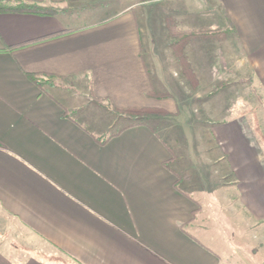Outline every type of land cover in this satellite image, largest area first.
I'll return each mask as SVG.
<instances>
[{"label": "crops", "instance_id": "1", "mask_svg": "<svg viewBox=\"0 0 264 264\" xmlns=\"http://www.w3.org/2000/svg\"><path fill=\"white\" fill-rule=\"evenodd\" d=\"M21 1L43 9L0 11V264H264V154L238 117L264 115V0ZM173 25L216 32L182 47L226 148L203 166L162 113L112 110L187 99Z\"/></svg>", "mask_w": 264, "mask_h": 264}, {"label": "rangeland", "instance_id": "2", "mask_svg": "<svg viewBox=\"0 0 264 264\" xmlns=\"http://www.w3.org/2000/svg\"><path fill=\"white\" fill-rule=\"evenodd\" d=\"M59 0H45V2H58ZM57 4V3H55ZM60 5V4H59ZM197 86L198 83L193 86L190 84V94L185 99L184 101H180V104L175 107V112L171 114H163L164 117H162L164 120H166L167 123L171 124L169 127V132L176 134L178 136V139L181 141L183 140V145H179V149H186V145L190 148L191 152L190 154L194 156V158L200 162L202 165V160H212L214 155H217L219 151H222L221 153H225L226 148L222 147L219 149V147L216 145V142L214 141V134L213 131L210 130L209 124L211 125L214 119V116L212 114H203V107L206 102V107L208 108L207 110L210 111L212 110L210 103H213V101L210 99H203L197 97ZM211 96V95H210ZM177 102V100L175 99ZM227 102V101H226ZM247 104H250L248 102ZM245 102V98L242 99V102L239 104V112L240 110L244 113L245 111V106L247 105ZM211 108V109H210ZM243 113L238 114L239 118H243L242 121H245V119L249 122H254L255 128L253 133L255 134V138L259 144V150L263 152L264 154V115L260 113H254V115H243ZM161 118V117H160ZM159 119L160 122H163ZM148 123L154 125L153 120H148ZM207 124V125H206ZM174 126V127H173ZM204 126H206L207 129H204ZM184 138V139H183ZM182 143V141H181ZM185 152V151H184ZM181 151H175V155H177L180 159L181 156ZM177 157V158H178ZM181 160V159H180ZM218 165V164H216ZM220 165V164H219ZM203 166V165H202ZM228 182V179L222 181ZM224 186V185H223ZM223 196H225L223 194ZM209 200V199H208ZM208 200L207 202L203 203V206L205 207L206 205L208 206ZM210 202V200H209ZM225 202V201H224ZM212 204V203H211ZM218 203H214V206L217 205ZM225 205V203H223ZM221 207V212L220 210L215 208L214 206L210 205L211 210L209 208L205 207V214L207 215V218L209 220H214L217 222H221L224 226H229L230 217H229V211L227 213L222 211V208L225 206ZM231 210H234L233 207H231ZM236 213V216L233 214L232 217L237 218L238 220L241 219V212L240 208H237V210H234ZM241 236V233L239 232L236 234V239H233L234 243L239 242V237ZM243 243V242H242ZM241 245V244H240ZM241 255V254H239Z\"/></svg>", "mask_w": 264, "mask_h": 264}, {"label": "trees", "instance_id": "3", "mask_svg": "<svg viewBox=\"0 0 264 264\" xmlns=\"http://www.w3.org/2000/svg\"><path fill=\"white\" fill-rule=\"evenodd\" d=\"M8 1L10 0H0V11H6V10H21V9H40L35 4H29L22 2L21 0H15L16 3L10 4ZM43 9V8H42ZM40 9V10H42ZM45 9V8H44ZM172 29V35L175 38L173 42V48L175 50V54L178 57L179 63L181 64V67L183 69L184 74L187 75V78L190 79V84L195 86L197 84V80L195 78V75L188 65L186 61V57L184 56L182 52V47L186 41L194 36H202L206 35L208 33H216L211 29L208 28H202L200 30H191V31H183L179 30L175 25H173ZM152 94V93H151ZM158 96H162L159 95ZM114 112L123 114V115H133V116H141L146 113H162L165 114V111L163 110H157V109H149V108H127V109H117L112 108ZM113 134H110L109 136L105 137V140L108 139Z\"/></svg>", "mask_w": 264, "mask_h": 264}]
</instances>
